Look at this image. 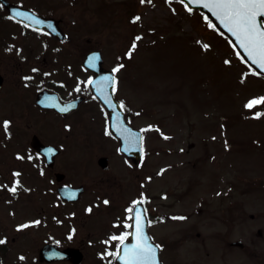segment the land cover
I'll return each instance as SVG.
<instances>
[{"label":"rangeland","instance_id":"rangeland-1","mask_svg":"<svg viewBox=\"0 0 264 264\" xmlns=\"http://www.w3.org/2000/svg\"><path fill=\"white\" fill-rule=\"evenodd\" d=\"M10 1L60 18L70 45L75 42L85 52L99 50L103 67L113 68L117 76V95L131 109L140 110L135 125L160 128L147 133L151 180L146 190L151 195L165 193L161 204L166 214L187 217L182 221L166 218L153 229L163 241V261L210 264L211 253L212 264H255L250 253L254 246L241 252L218 245L219 233L227 231L224 225L236 221L230 217L223 223L226 216H264V103L248 107L254 100H263L264 78L250 71L231 42L202 12L173 0ZM4 24L1 29L7 32L11 27ZM99 151L98 146L90 147L68 159L69 176H75V183L86 185L88 191L83 201L65 207L70 213L65 223L55 220L48 229L38 230L37 247L53 236L64 245L81 248L82 264H99L95 251L102 244L95 239L109 229L119 215L120 203L128 199L118 188L129 185L131 179L137 187L143 180L136 171L131 174L123 168L117 172L112 214L111 202L100 200H111L110 187L96 181L99 172L94 156ZM160 168L164 169L156 175ZM92 199L97 201L92 213L84 212ZM241 220L250 226L248 218ZM254 228L253 224L244 231L230 229L228 240L255 238ZM195 231L205 234L192 243ZM32 244L29 235L10 244L5 264H44L33 262ZM259 247L264 258V245ZM223 253L226 259L221 258Z\"/></svg>","mask_w":264,"mask_h":264},{"label":"flooded vegetation","instance_id":"flooded-vegetation-1","mask_svg":"<svg viewBox=\"0 0 264 264\" xmlns=\"http://www.w3.org/2000/svg\"><path fill=\"white\" fill-rule=\"evenodd\" d=\"M0 20L3 21L0 29L4 28V22L11 27L7 32L1 29L0 33V197L4 195L0 209V241H4L0 244V264H5L7 249L23 235H29L33 243L29 249L34 250L36 258L39 249L38 230L48 229L54 225L55 220L58 224L65 223L70 214L65 207L83 201L88 188L79 184L80 182L76 184L77 179L75 176H69L66 166L70 157H78L94 146L100 148L94 156L95 168L99 172L96 181L110 187L111 200L107 197L100 200H105L108 204L111 202L112 214L113 187L117 184V172L124 168L131 174L136 171V176L143 177V180L136 184L137 187L131 179L129 185L124 184L118 188L121 194L126 192L124 198L128 199L123 204L120 203L119 215H115L109 229L95 239L96 244H102L95 252L109 256L107 263L111 264V256L117 253L122 243L120 238L129 237V209L133 208L137 200L142 202L145 209L148 234L159 251L163 250V241L158 239L153 229L164 224L166 220L167 216L161 204L165 193L151 195L149 190H146L150 181L147 133L144 125H135L137 113L127 103L118 100L125 122L141 133L142 157L133 162L118 151L119 141L113 135V112L109 114L92 93L89 82L95 74L83 66L86 52L75 42L69 44V34L65 33L62 20L57 18L55 23L67 34L64 41L47 31L37 30L14 20L7 15L1 4ZM21 40H25L26 44L22 45ZM101 69L104 70L102 65ZM62 108L68 110L61 111ZM42 147L56 148V155L53 156V153L48 151L50 158H45ZM5 148L9 150L4 151ZM102 157L107 159L106 169L98 165V160ZM84 161L90 165L88 160ZM77 185L84 188L82 198L78 201L69 202L58 196L59 187ZM21 195L23 198L20 199ZM96 202V199H92L84 205V212L86 207H95ZM55 208L58 209L57 212H54ZM230 217L235 218V222L239 221L240 228H244L242 218H261L238 215L226 216L225 221L228 222ZM253 224L255 238H249L241 246H231L232 242L221 235L218 245L225 243L232 250L238 249L241 252L254 246L255 250L250 253L255 259V264H264L259 247L264 245V225L260 220L251 222V225ZM193 234L192 243L199 236L197 231ZM47 243L64 246L60 239L49 236L42 240L40 247ZM92 243L90 241L89 244ZM10 244L12 245L9 247ZM257 247L259 248L256 251ZM227 250L230 251L229 248ZM208 255L212 257L211 253ZM221 258L226 259V255L223 253Z\"/></svg>","mask_w":264,"mask_h":264},{"label":"snow or ice","instance_id":"snow-or-ice-1","mask_svg":"<svg viewBox=\"0 0 264 264\" xmlns=\"http://www.w3.org/2000/svg\"><path fill=\"white\" fill-rule=\"evenodd\" d=\"M203 7L212 11L224 26L237 37L241 47L246 50L252 62L264 68V22L258 23V18L264 21V0H206ZM17 15H20V13H17ZM205 47L207 46L205 45ZM116 70L118 71V69ZM256 103H264V100H254L248 107H252ZM67 110L68 108L61 109V111ZM5 127H7V122H5ZM12 191H15V189H12ZM129 211L131 212L133 209H129ZM140 219L141 217L137 214V226ZM137 233H140L139 227H137ZM120 239L123 242L125 237ZM145 239L142 234L138 235L139 242L137 245L134 248L126 249L125 254L130 260H155L156 249L144 243ZM2 243L4 241H0V244Z\"/></svg>","mask_w":264,"mask_h":264},{"label":"water","instance_id":"water-1","mask_svg":"<svg viewBox=\"0 0 264 264\" xmlns=\"http://www.w3.org/2000/svg\"><path fill=\"white\" fill-rule=\"evenodd\" d=\"M1 1L4 4V6L8 9L9 14L15 16L17 19H20V20L27 22L33 26H36V27H43L45 25L44 23L41 22V20L37 19L36 17L28 15L27 12L22 11V10L14 7L13 5L7 3L5 0H1ZM182 1L185 2V4L189 8L199 9V10L204 11L208 15V17L212 20L214 25L217 28H219L232 41V43L234 44L236 49L239 51V53L243 56V58L257 72L264 75V68H261L258 64L252 62V59L248 56V53L246 52V50L243 47H241L240 42L237 39V37L235 35H233L232 32H230L227 27L224 26V24L221 22V20L216 15H214L212 11H210L208 8L203 7V3L206 2V0H182ZM17 13H20V15H17ZM261 22H264V21H261V19L258 18V23H261ZM50 29L53 31V33L58 34L57 31L53 30L52 28H50ZM91 55H94V54H91ZM100 61H101L100 59H89L88 61H86V64L94 69V68H96L95 64L100 63ZM102 77L103 76H101L100 78H102ZM94 82H96V81H94ZM94 90H95V93H97V95L100 97V99L104 102V104L110 109L111 105H112V101L107 97L108 87L101 90L97 87V83H96V84H94ZM116 108H119V107H118L117 103L115 102V100L113 99V133L115 135H117L121 140V150L123 152H125L126 154H129V152H131L130 144L127 140H125L124 136L122 135L123 128H122V126L120 127L119 123L117 122V118L115 115ZM80 192H81V189L78 188V189L74 190L72 193H74V194L78 193L79 194ZM61 195L63 197H66L68 195L67 189H63L61 192ZM136 216L134 218L135 230H134L133 237H131V239L128 242L123 244V246L120 250V253L116 259V262H117V264H160V262L158 261V258H157V254H156L154 261L130 260L129 257L126 256V254H125L126 249L134 248V246L137 245V244H134V242L138 239L137 235L142 234L146 238L144 243L147 244V242H148L147 237L144 233L145 227L144 226L142 227V224H141L142 217L140 219L139 225L137 226ZM139 216H140V214H139ZM137 227H139L140 233H137ZM39 258H40V261H43V260L51 261L54 259H65V260L71 261L74 264H79L81 262V254L76 249L67 248V249H64L63 251H58L53 246L43 247L39 252Z\"/></svg>","mask_w":264,"mask_h":264}]
</instances>
